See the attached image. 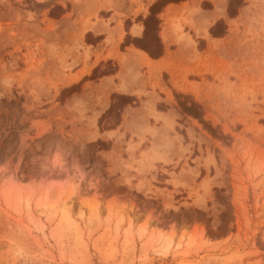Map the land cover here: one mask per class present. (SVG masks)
<instances>
[{
    "label": "rangeland",
    "instance_id": "374dc122",
    "mask_svg": "<svg viewBox=\"0 0 264 264\" xmlns=\"http://www.w3.org/2000/svg\"><path fill=\"white\" fill-rule=\"evenodd\" d=\"M182 1L158 18L172 68L151 73L191 94H175L182 111L200 106L207 125L196 119L185 147L157 143L166 123L155 127L140 68L144 101L103 112L117 62L87 75L102 46L81 38L109 13L72 0L54 19L49 4L0 0V264H264V0H243L217 41L202 15L219 0ZM127 102L134 132L99 153L98 127L119 124Z\"/></svg>",
    "mask_w": 264,
    "mask_h": 264
},
{
    "label": "crops",
    "instance_id": "0c3cea01",
    "mask_svg": "<svg viewBox=\"0 0 264 264\" xmlns=\"http://www.w3.org/2000/svg\"><path fill=\"white\" fill-rule=\"evenodd\" d=\"M32 1L38 6L49 4L50 14L52 12V16L50 15V17L54 19L60 17L61 15H63L62 17L69 15L70 12H66L65 14L63 13L65 12V10H67L70 4L72 6V9L73 7L75 8L72 0ZM82 1L84 3H88L89 0ZM156 1L158 0H91V6L97 9L98 14L101 11H105L109 13L110 16L106 19L105 25H102V27H100L99 31L88 30L82 35L81 42L82 45L86 48L92 47L93 49H97L98 47L102 46L99 52V60L91 67L92 70L87 75H91L93 73V70L102 63L113 61L116 65L117 62L118 70L114 74L111 73L104 75L101 80H106L109 83L110 87L113 89L111 94L114 93L119 97L115 99H112L110 97L107 106L103 112L109 110L113 104H119L120 96L133 98V100H135L133 101V104H136L138 99L140 101H144V92L150 93L152 94L153 100L150 112L153 116L160 117V121L155 124V127L157 129H160L161 127H164L163 123H166V126L164 128V132L166 134L164 133L163 136L157 141V143H164L165 136L168 135L170 138L177 137V139H175V143L178 144L179 142H181L182 146L185 147V145H187V138H189L190 134L189 130L193 129L197 133L196 127H199L200 124L195 118L187 115L181 110V108L178 106L175 94L182 96H191V94L189 92L180 90L170 80L167 82L164 81L163 72H161L160 74L151 73V71H156L160 66L171 70V64L165 58V56L169 52L167 44L164 40L160 39L161 44L163 46V55L158 59L151 58L147 52L139 49L132 42H129L128 44L123 46V44H125L126 42L127 37L130 38V41H132L133 39L143 38L145 26L144 23L139 22L137 18L142 15L143 18L146 19L150 14L149 7L153 5ZM230 1L231 0H219L214 8L205 11V13L202 15V20H205L208 23V27L206 29V36L211 40L217 41L219 39H222V37L226 34L228 30V21L232 22L233 20H235L238 17L241 8L244 6L243 0H234L232 4ZM140 2L145 5L144 11H140ZM221 2L223 7L219 9V5ZM184 3H186V1H181L179 2V4H168L157 15V18H161V16L169 7L180 6V4ZM187 3H189L188 0ZM101 4L103 5V8L99 9L98 6ZM229 12H232L233 14L236 13L235 17L232 18ZM216 13L219 14V16L215 19V16L217 15ZM128 20H130L131 23L127 29L126 22H128ZM107 21L109 23H107ZM136 27H139V29L136 33H134L136 31ZM160 27L161 24L159 23V28ZM112 30H115L112 33V37L115 44L112 48H109L110 46L108 47L105 45ZM211 30L218 34H221V32H223V34L221 36L219 35L218 37H214L211 33ZM158 36L159 38H161L160 30L158 31ZM110 52H112V54H115L116 52H118L119 54H125L121 57L120 61L122 64H125L126 62L128 63L125 66H122L118 59L107 57ZM93 59H96L95 55L91 57V61H93ZM138 68L141 69V74L144 71V80L150 78V83L145 84L144 92H142L141 90L142 84L139 83L140 81H138L137 77L134 76L135 71ZM84 73L85 72H82L81 74L72 78L73 80H71V83L80 80L86 74ZM154 75H156V78L153 77ZM152 84L153 88L151 87ZM120 88H125L126 90L119 91L118 89ZM189 105L190 103L188 104V106ZM137 108L132 107V104H130L129 102L128 106H125L123 110L124 113L122 115V120L119 124H116L115 127L108 128L102 131L98 127L97 139H100L98 141L103 140L101 142L107 144L108 147L111 148L117 142V137L120 136L121 142H123V138L127 139L128 137H130V135L135 130L134 115L132 114L126 119L124 117L128 109L135 110ZM146 118L147 117H145V119ZM152 120L153 117L149 116L148 122L150 127H152ZM169 128H172L173 131L169 130ZM147 140L150 141V138L147 137ZM103 152L106 151L101 150L99 153ZM158 165H161V163H155V167L157 169H159Z\"/></svg>",
    "mask_w": 264,
    "mask_h": 264
},
{
    "label": "trees",
    "instance_id": "16d2710c",
    "mask_svg": "<svg viewBox=\"0 0 264 264\" xmlns=\"http://www.w3.org/2000/svg\"><path fill=\"white\" fill-rule=\"evenodd\" d=\"M182 0H158L156 1L151 7H150V14L149 16L143 21L145 30L143 38L141 39H133L130 41V38L127 37L126 42L124 45L128 44L129 42L134 43L139 49L144 50L147 52L151 58L158 59L163 55V46L161 44L160 38L158 36L159 31V19L157 18V15L163 10L165 6H167L170 3H179ZM231 4L234 2V0L230 1ZM241 4V3H239ZM230 16L233 18L235 17L236 13L229 12ZM52 16V12L50 14ZM220 24V23H218ZM211 33L214 37H218L221 34L215 33L211 30ZM81 84L74 85L70 87L69 89H66L62 92V95L65 93H69L70 95L77 92L78 88ZM120 99L130 100L134 101L132 98L122 97L120 96ZM129 103V102H127ZM126 103V104H127ZM183 107V111L188 114L189 116L194 117L195 119L199 120L201 124L204 126L207 125V122L203 119V114L199 109V105L197 103H191L190 106L186 103H182L181 105ZM99 145L101 150H107L108 145L105 143H102L101 141H98L97 143H92L90 146Z\"/></svg>",
    "mask_w": 264,
    "mask_h": 264
},
{
    "label": "bare ground",
    "instance_id": "6f19581e",
    "mask_svg": "<svg viewBox=\"0 0 264 264\" xmlns=\"http://www.w3.org/2000/svg\"><path fill=\"white\" fill-rule=\"evenodd\" d=\"M223 6H222V2L220 3V5H219V9H221ZM217 14V13H216ZM219 16V14H217L216 16H215V19L217 18ZM217 44L215 43V44H213L212 45V47L211 48H214V46H216ZM166 66V65H165ZM76 79V78H75ZM71 80H73V79H71ZM71 82V81H70Z\"/></svg>",
    "mask_w": 264,
    "mask_h": 264
}]
</instances>
